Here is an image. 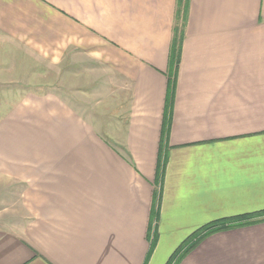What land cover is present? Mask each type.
Returning a JSON list of instances; mask_svg holds the SVG:
<instances>
[{
  "label": "crops",
  "instance_id": "crops-1",
  "mask_svg": "<svg viewBox=\"0 0 264 264\" xmlns=\"http://www.w3.org/2000/svg\"><path fill=\"white\" fill-rule=\"evenodd\" d=\"M261 210L264 0H0V264H164ZM252 218L179 264H264Z\"/></svg>",
  "mask_w": 264,
  "mask_h": 264
},
{
  "label": "trees",
  "instance_id": "trees-1",
  "mask_svg": "<svg viewBox=\"0 0 264 264\" xmlns=\"http://www.w3.org/2000/svg\"><path fill=\"white\" fill-rule=\"evenodd\" d=\"M176 49H177L176 47H173V51L174 52H176ZM259 214L260 215L264 214V210H261V211H258V212H250V213H245V214H239V215H236V216H233V217H229V218L218 219V220L212 221V222H210L208 224H205L204 226H201L193 234H191V236L187 237V239L191 238L192 240H193L192 237H197V239L195 241L190 243V245L188 247L189 248L188 251L191 248H193V246H195L197 243H199V241L204 236H206L208 233H212V232H214L216 230L230 227V226H232L231 223H234V222L243 221L241 224H238V225H242V224H245V223H251V222L258 221V220H254L252 217H254L256 215H259ZM205 230H207V232L203 233V231H205ZM154 244H156V243L153 242L152 247L150 249L149 255L151 254L152 251H154ZM149 255H148L147 260L149 259Z\"/></svg>",
  "mask_w": 264,
  "mask_h": 264
},
{
  "label": "rangeland",
  "instance_id": "rangeland-1",
  "mask_svg": "<svg viewBox=\"0 0 264 264\" xmlns=\"http://www.w3.org/2000/svg\"><path fill=\"white\" fill-rule=\"evenodd\" d=\"M94 109H102V108H94ZM191 240H192L191 238H189V239L186 238L184 240H181L179 243H177V245L175 246V248L172 249L171 251H169V253H168L167 256H163V260L165 262L164 264H179L180 261L184 257H186L188 255V253L191 250H193V248L195 247V246H193V248H191L188 251V249H189L188 247H189L190 243L193 242V240L192 241ZM155 246H156V244H154V250H155Z\"/></svg>",
  "mask_w": 264,
  "mask_h": 264
}]
</instances>
